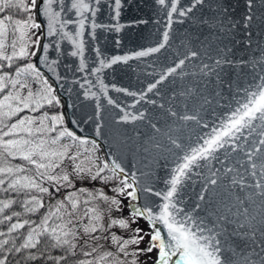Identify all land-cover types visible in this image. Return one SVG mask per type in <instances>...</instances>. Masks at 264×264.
<instances>
[{"label": "water", "instance_id": "water-1", "mask_svg": "<svg viewBox=\"0 0 264 264\" xmlns=\"http://www.w3.org/2000/svg\"><path fill=\"white\" fill-rule=\"evenodd\" d=\"M168 2L162 6L158 0H122L120 16L113 19L114 0H102L95 17L85 13L88 19L82 36L83 71L79 70L80 56L71 55L76 51L75 45L62 37L59 26L55 35L40 40L41 51L35 49L36 55L31 58L33 63L41 61L38 67L55 89L67 128L81 139L95 142L105 161L119 163L125 169L121 175L129 183H133L131 176L135 175L136 203L152 208L163 203L154 192L167 189V181L177 164L183 162V155L202 146L214 129L222 130L249 93L256 90L261 66L254 67L253 62L264 56L261 0L253 2L254 18L248 27H245V16L249 14L247 0H203L202 3L179 0L177 13L170 15ZM65 7L63 31L75 36L79 31V15L70 8L69 0H65ZM224 7L228 9L226 13L221 11ZM189 8L191 11H187ZM180 11H185V15H179ZM41 19L36 16L37 21ZM93 21L105 25L95 29L94 37ZM164 32L169 34L165 47L136 58L137 51L157 47ZM44 45H48L47 63L41 55ZM125 55L131 57L127 62L104 67L99 73L94 71L100 67V60L108 64L111 58ZM217 60L222 61L219 66ZM225 60L230 63H223ZM172 68L175 71L169 73ZM154 83L156 87L147 91ZM117 88L122 91H116ZM109 98L115 103L109 104ZM125 114L128 120L123 119ZM184 116L193 118L185 120ZM261 139H264V124L256 121L251 131L243 130L230 141L227 150L216 153L222 159L227 158V166L234 169L232 173H218L217 185H208L207 178L221 165L216 161H198L202 167L192 169L180 191L181 207L190 211L199 203L200 217L208 227L215 224L221 231L217 238L222 255L231 264L248 261L259 264L264 257L260 247L264 234L257 230L253 238L248 228L240 226L255 217L253 223L259 229L264 217V198L257 195L260 189L231 184L233 176L245 185H254L261 179L258 171L255 177L251 175L245 155L254 148L264 152ZM205 187V199L199 201L198 194ZM143 188L153 191H142ZM218 216H227L229 220H218Z\"/></svg>", "mask_w": 264, "mask_h": 264}, {"label": "snow or ice", "instance_id": "snow-or-ice-1", "mask_svg": "<svg viewBox=\"0 0 264 264\" xmlns=\"http://www.w3.org/2000/svg\"><path fill=\"white\" fill-rule=\"evenodd\" d=\"M101 2L102 0H69L70 8L79 15V31L73 36L71 33L63 31L66 22L62 15L67 11L65 0H0V13L12 9L17 10V14L21 10L27 13L26 18L23 19H14L13 15H5L0 18V61L6 62V66L9 68L17 59L31 61V58L35 57L36 51H41L40 40L55 35L58 30L57 26H59L62 37L69 39L75 45L76 51L71 52V55L80 56L79 70L83 71L85 69L83 57L85 41L82 36L85 31V21L88 19L85 13H90L92 17H95ZM195 2L202 3L203 0H195ZM253 2L254 0H247L249 14L245 16V27H248L254 18L251 14ZM158 3L164 6L166 0H158ZM178 3L179 0H169L167 5L170 7L169 15L177 13ZM261 3L264 4V0H261ZM121 4L122 0H114L113 19L119 18ZM187 11H191V9L189 8ZM221 11L226 13L228 9L224 7ZM178 14L183 16L185 11H180ZM37 15L42 18L41 21L36 20ZM170 23L171 21H169ZM98 27H105V25H99L95 21L91 23L93 37L95 29ZM45 28L46 31H43ZM109 30H111L110 26ZM42 31L43 34H38ZM9 33L12 35L11 43L7 41ZM248 35L251 36V33L249 32ZM168 40L169 34L164 32L162 42L157 47L137 51L136 58L159 52L161 48L165 47ZM9 47L12 49L10 55L8 54ZM30 48H35L36 51H29ZM47 49L48 45H44L41 52L44 63H47ZM96 51L99 53V49ZM192 55L195 56L196 53H192ZM130 58L127 55L115 56L108 64H105L104 60H100V67L95 68L94 71L99 73L104 67H110L121 61L127 62ZM39 63L41 61L28 62L25 66L17 67L14 79L8 73L0 75V93H4L9 84L13 89L4 96L3 101H0V164H3L0 167V191L11 189L13 192L27 197L21 201V204L29 213H36L40 208L45 207L42 197L32 195L33 192L47 194L50 199H55L61 189H65V194L62 199L56 200L47 208L38 223L25 220L23 223L10 224L9 233L24 229L25 226H28L30 231L19 247H16L14 242L11 247H8V240L0 242V254L5 252L8 254L20 253L22 250H27L23 257L25 264L37 258L46 262L51 261V264H63L69 260V257L78 256L83 258L73 259L71 264H126L125 260L120 259L118 253L138 257L156 250L154 264H231L230 259L222 255L221 242L217 238L221 235V231L215 227V224L213 227H208L205 219L200 217L198 214L199 203L194 204L190 211L181 207L183 197L180 195V191L192 169L202 167L198 161H216L221 165L220 168L213 170L207 178L208 185H217L218 173H232L234 169L227 166L226 157L222 159L216 156V153L220 149L227 150L230 141H234L237 134L242 133L243 130L251 131L254 122L259 121L264 124V56L253 62L254 67L257 64L261 66V74L258 77L260 83L257 84L256 90L249 93L246 101L234 111L222 130L214 129L213 135L205 140L202 146L193 148L183 155V162L177 164L174 174L167 181V189L163 192H154V195L159 196L163 201V203H158L155 208L149 207L147 204L138 206L136 203L138 201L137 178L132 175L133 183H128L124 175H121L125 174V169L115 160H112L111 163L104 161L102 165L95 163L91 156L81 160V157L89 149L84 147L83 151H73V148L77 142L83 146L88 141L81 139L73 131L63 126L62 114L49 116L44 113L40 117L26 115L21 116L15 123L8 124L6 122L12 117L19 116L25 110L39 111L45 103L48 105L59 104V99L53 95L55 89L52 88L48 78L38 67ZM179 63L182 65L184 61L181 60ZM221 63V60L216 61L217 66ZM223 63H230V61L225 60ZM4 67L5 64L0 63V72ZM174 71L175 68L169 69V73ZM21 77H25V79L22 80ZM28 77H31V81L27 79ZM30 83H38V90L36 92L29 90L27 96H22L17 91V86L30 88ZM155 87L154 83L148 87L147 91L151 92ZM103 90L105 89L102 88ZM116 91L122 90L117 88ZM129 94L135 95V93ZM108 103L114 104L115 101L109 98ZM173 115L175 114L173 113ZM132 118L136 119V117ZM192 118L183 117L185 120ZM123 119L128 120V115L125 114ZM58 126L61 130L53 137L51 134L57 132ZM4 137L13 138L5 140ZM65 137L69 139V143L61 144L60 141ZM173 143L176 144L175 141ZM259 143L264 145V139H261ZM50 145H58V147L52 148ZM176 146L180 147L179 144ZM95 150L96 145L93 142L92 152ZM254 154L256 159H253ZM245 155L248 158L246 162L250 164L251 175L255 177L258 171L261 179L256 180L254 185H245L243 180L233 176L231 184L239 185L241 188L247 186L260 189L257 195L264 198V152L260 148H254L250 152H245ZM8 157L19 158L25 162V165L32 167L24 165L14 167L7 162ZM65 160L71 162V173L57 171L62 169ZM106 171L109 174H105ZM22 173L33 174L21 175ZM5 177L8 179L6 180ZM74 179L81 181L87 179L92 182L99 180L102 185L109 186V191L115 192L117 195L109 196L103 188L95 190H90L87 187L77 188ZM6 183L8 188L4 187ZM67 189L75 190L68 191ZM129 189L132 190L128 191ZM142 191L151 192L153 190L143 188ZM206 191L207 187L198 194L199 201L205 199L204 192ZM117 197L128 199V204L125 205L123 200ZM95 201H102L108 207L101 209L98 204L94 203ZM14 203H16L14 200L0 202L2 204L0 212ZM125 207L129 210L128 217L111 216L113 211L122 213ZM106 213L109 217L108 224L104 223ZM13 215L19 217L21 214L13 213ZM5 219L11 220L12 217H5ZM139 219L147 222L148 231L136 227L131 229L130 238L110 232L111 228L117 225L121 229L128 230L131 228L129 221L137 223ZM255 219V217H251L248 223L240 225L248 228L253 238H255L257 230L264 234V217L259 222V229L253 223ZM54 220L57 222L52 223ZM218 220L226 222L229 217L218 216ZM0 223H3V220H0ZM158 225L162 227H158ZM4 235L6 234L0 232V236ZM145 236H149L150 240L144 249L138 248L133 253L126 251L130 244L138 246ZM101 240H104L106 244L110 242V246L114 245L115 251L110 247L106 248L105 244L100 243ZM42 244L46 245L43 249L40 247ZM260 247L264 252V241L261 242ZM53 251L59 254L52 255ZM36 253L39 255L37 256ZM149 258L151 259V257ZM0 264H7V256L0 259ZM131 264H137V261L133 259ZM246 264H255V262L248 261ZM259 264H264V257H261Z\"/></svg>", "mask_w": 264, "mask_h": 264}, {"label": "trees", "instance_id": "trees-1", "mask_svg": "<svg viewBox=\"0 0 264 264\" xmlns=\"http://www.w3.org/2000/svg\"><path fill=\"white\" fill-rule=\"evenodd\" d=\"M5 15H13L14 19H23V18H26L27 13H24L21 10L19 12V14H17V10L12 9L11 11H5L4 13H0V18H3V16H5ZM28 62H31V61L25 60L22 58L17 59L13 63L12 67L9 68L6 66V62L0 61V63L5 64V67L3 68V71L0 72V75H3L4 73H8L9 75H11V77H13L15 75V69L17 67L25 66L26 63H28ZM10 91H11V87L9 85V87L5 90L4 93H0V101H3L4 96L7 95ZM53 95H54V93H53ZM44 113H47L50 116L51 115H60L61 114L60 104L53 103L52 105H48L47 103H45L44 106L39 111L33 112V111L25 110L24 112H21L19 114V116L12 117L11 119L7 120L6 122L8 124H12V123H15L16 120L19 119L21 116H26V115L27 116H32V115L40 116ZM62 124L64 126V122ZM57 128L59 130H61V128L59 126ZM5 131H7V129H5ZM11 138H13V137H4L5 140L11 139ZM7 162H9L14 167L17 165H24V166L29 167V168L32 167L31 165H25V162H23L19 158L13 159L12 157H8ZM2 166H3V164H0V167H2ZM32 174L33 173H22L21 175H32ZM105 174H109V173H107V171H106ZM5 179L7 180L8 178L5 177ZM74 183L76 184L77 188L87 187L90 190L103 188L104 191L107 193V195H109V196H116L117 195L115 192L109 191L108 190L109 186L102 185L99 180H97L95 182H92L89 180H83V181L78 180V181H74ZM45 186H47V185H45ZM4 187L8 188L7 183L4 185ZM67 190L68 191H74L75 189H67ZM64 194H65V189H61V192L56 195L55 199H50L47 194H40L37 192H33L32 195L42 197V199L45 202V207L40 208L39 211L36 213H29L25 210V208L21 204V201L25 200L27 197H25L23 194H17L15 192H13L11 189H9L8 191H0V202L7 201V200L16 201V203L11 204L9 207L4 208L3 211L0 212V220H3V223H0V232H3L6 234L4 236H0V242H2L4 240H8L9 241L8 247H11L13 242H14L16 247H19L24 242V240L26 239L27 233L30 231V229L28 228V226H25L24 229H19V230H16L14 232L9 233V231H8L9 225L12 223H17V222L23 223L25 220L35 221L38 223L42 219V216L46 213L47 208L51 204H54L56 202V200L62 199ZM117 198L123 200V202H124L123 197H117ZM94 203L98 204L101 209H106L108 207V205L104 204L102 201H95ZM0 207H2V204H0ZM126 211L127 210L125 208H124L122 213H118V212L113 211L111 213V216L112 217H125L126 218L127 217ZM13 213H20L21 215L19 217H17L15 215H13ZM9 216L12 217L11 220L5 219V217H9ZM56 222L57 221H55V220L52 221V223H56ZM104 223L105 224L109 223V217H108L107 213L105 214ZM129 223L131 224V228L128 230L121 229L117 225V226L112 227L110 232H114L117 235H122L125 238H130L131 234H132L131 229H134L136 227H140V228L145 229V230L147 229L144 221L141 219H139L137 221V223H131V222H129ZM33 226H35V225H33ZM97 235H100V233H97ZM109 235H110V233H109ZM100 243L105 244L106 248L110 247L111 250L115 251V246L114 245L110 246V242L106 244L104 240H101ZM40 247L43 249L46 247V245L42 244ZM26 252H27V250H22L20 253L12 252L11 254H8L7 252H5L3 254H0V259H3L4 256H7V264H25V260L23 259V257L25 256ZM58 254L59 253L56 251L52 252V255H58ZM36 255L38 256L39 253H36ZM118 255L120 256V259L126 261V264H131V261L133 259H135L132 255L125 256V255L119 254V253H118ZM81 258H83V257H80V256L75 257V258L69 257V260L63 262V264H71V261L73 259H81ZM27 264H51V261L46 262L45 260L37 258L35 260L28 261ZM137 264H145V263L137 261Z\"/></svg>", "mask_w": 264, "mask_h": 264}, {"label": "rangeland", "instance_id": "rangeland-1", "mask_svg": "<svg viewBox=\"0 0 264 264\" xmlns=\"http://www.w3.org/2000/svg\"><path fill=\"white\" fill-rule=\"evenodd\" d=\"M35 31V30H34ZM7 41L8 43H11L12 41V35L11 33H9L8 37H7ZM34 48H30L29 51H33ZM11 51L12 49L9 47L8 48V54L10 55L11 54ZM13 79L15 78V75L12 77ZM21 79H25V77H21ZM29 81H31V77H28L27 78ZM10 85V84H9ZM11 87V85H10ZM39 88V84L38 83H30V88L29 87H24V88H21L19 85L17 86V91H19V93L22 95V96H27L28 94V91L31 90L33 92H36ZM11 91H13V89L11 88ZM10 91V92H11ZM33 117H40V116H35V115H32ZM50 116V115H49ZM63 121V120H62ZM51 123V122H49ZM63 123V122H62ZM60 130L57 128V132L56 133H52L51 135L54 137L57 135V133L59 132ZM61 144H67L69 143V139L67 137L63 138L61 141H60ZM96 145V144H95ZM50 147L52 148H57L58 145H50ZM84 147H87L89 149L88 152L84 153V155L81 157V160H84L85 157L87 156H91L94 160H95V163L97 164H101L104 162V158H103V155H102V152H101V149L99 148L98 145H96V150L95 152H92V148H93V143L88 141V143L86 145H79V143L77 142L76 143V146L73 148V151H76V150H80V151H83V148ZM58 172H61V171H67L69 173L72 172V165H71V162L68 161V160H65L64 162V165L62 166V169H58L57 170ZM87 180V179H85ZM74 181H78L77 179H74ZM132 189H129L128 191H131ZM124 198V197H123ZM125 199V198H124ZM125 202H126V205L128 204V199H125ZM127 207H125L126 209ZM126 214H127V217L129 215V210L128 208L126 209ZM131 222V221H129ZM145 230V229H144ZM145 231H148L147 229ZM141 235H143V233H141ZM150 240V237L149 236H145L144 239L140 242V244L137 246V245H133V244H130L128 245L126 251L128 253H133V252H136L139 249H144L147 244H148V241ZM156 254H157V251L154 250L153 252L151 253H148V254H141L139 255L138 257H134L135 260L137 261H140L142 263H145V264H154V261H155V258H156ZM151 257V259L149 258Z\"/></svg>", "mask_w": 264, "mask_h": 264}]
</instances>
